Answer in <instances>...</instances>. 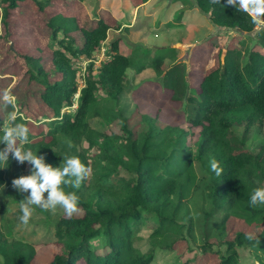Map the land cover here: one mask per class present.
Instances as JSON below:
<instances>
[{"label": "trees", "instance_id": "obj_1", "mask_svg": "<svg viewBox=\"0 0 264 264\" xmlns=\"http://www.w3.org/2000/svg\"><path fill=\"white\" fill-rule=\"evenodd\" d=\"M53 1L0 0V35L2 26L9 29L10 17L21 4L29 2L44 12ZM68 1L72 5L74 0ZM147 1L134 2L140 5ZM194 2L217 26L239 28L241 35L255 32V42L261 48L228 44L223 57L222 50L215 54L218 63L204 73L194 95L185 92L182 68L179 73L177 66L168 68L159 83L172 92L169 98L173 103H188L187 127L179 124L184 120L159 125L164 111L157 107L155 114L141 112L144 108L138 97L134 99V114L118 117L122 134H108L92 125L97 119L101 127H110L118 119L105 114L103 109L115 110L100 106L98 92L103 90L109 99L118 101L126 90L128 69L136 66L133 54L121 52L119 37L108 43L109 59L102 62L97 74H93V62L88 66L86 86L81 89L77 109L71 110L78 92L76 63L82 58L93 59L107 43L112 27L109 20L101 18L93 27H86L79 23L78 15L54 13L47 21L54 69H45L40 58L22 55L33 68H29L31 81L42 89L37 106L43 119L34 132L32 119L24 114L27 104H15L16 123L30 129L29 143L23 147L43 155L45 163L54 167L60 166L63 158L75 156L91 169L79 189L64 188L65 192H76L81 211L72 218H57L58 249L48 264H152L157 250H174L179 241L187 242L189 251H194L191 243L197 244L193 234L196 223H201L204 233L202 243L197 244L202 255L197 253L183 264H194L207 254H213L218 264H242L241 248L252 249L258 258L264 253V205L252 207L249 203L253 190L264 187V141L256 152L247 148L251 128L258 125L260 132L264 127V18L253 23L248 13L224 7L227 0L218 4L211 0ZM165 57L144 62L137 73L155 67ZM11 111L5 110V116L9 118ZM134 115H140L141 120L132 125ZM3 123L0 116V127ZM236 126H243L241 134L235 131ZM84 140L88 148L80 149ZM4 147L0 143V150ZM91 149L96 152L90 154ZM212 159L223 169L220 177L210 168ZM4 166L0 164V191L3 185H12V175L21 169L30 172L31 168L28 162L17 163L11 155L8 166ZM194 198L203 202L196 218L188 205ZM230 218L256 221L259 246L248 241L244 231L229 238L226 224ZM149 221L153 223L150 249L144 252L137 245V232ZM37 246L14 238L11 229L7 235L0 232L3 264H35Z\"/></svg>", "mask_w": 264, "mask_h": 264}, {"label": "rangeland", "instance_id": "obj_2", "mask_svg": "<svg viewBox=\"0 0 264 264\" xmlns=\"http://www.w3.org/2000/svg\"><path fill=\"white\" fill-rule=\"evenodd\" d=\"M72 2L73 4L69 5L68 0H54L52 2L53 5L46 8L44 12L35 10L32 5H30L31 3L25 2L13 11L12 16L10 17L11 24L9 29L6 30L3 26L1 27L0 94L7 90L10 93H13L12 97L16 105L22 104L25 106L27 104L24 114H28V117L32 119L30 122V128L34 132L39 130V127L36 124L40 122V120L43 121L41 118L42 115L39 113L37 106L41 102L40 95L42 89L36 82L31 81L29 73L31 65L22 59V55H30L40 58L45 69L49 71L54 69L55 58L53 52L48 47L51 41V30L47 27L48 17L52 16L54 13H65L74 16L78 15L79 23L86 27H93L95 22L101 18L109 20L112 28L116 27L114 22H118V20L124 22L131 21L130 16H132V12L127 5L129 0H74ZM161 2L166 5L162 10H159ZM154 9H157L156 12L153 11ZM148 11L151 12L152 17H147ZM148 11L145 14L141 11L138 15V19L136 16L137 20L133 22V25H129L132 27H124L121 34L115 35L116 32H113L112 29L111 35L113 38H109L114 39L116 36H121V52L128 56H132L133 54L132 57H134L136 67L144 62L152 60L154 63L159 60L158 57L162 58L166 55L171 60L170 66H177L178 71L175 70L177 73H179L182 68L186 81L185 92L193 95L197 94L198 82L203 77L204 73L211 69L207 68V66L211 64L209 59L211 48L208 47L209 42H206L208 38L216 37V33L219 32V27L213 23L210 24L207 14L202 12L195 5L194 0H153L152 5L148 6ZM128 12H130L131 15H129ZM203 19L208 21V24L210 25L203 24ZM161 21H163V23H160ZM232 34L234 39L232 41H227V43L232 44L233 46L243 48L251 47L256 49L261 48L255 42V32L249 33V35L244 33L242 35ZM224 39L226 40L225 37ZM211 41L212 43L219 42L218 39L214 38ZM242 41L245 42L244 45L242 44ZM108 43L109 41L105 43L103 47L107 49ZM123 44H126L125 47H123ZM149 44H155L154 46L157 47L156 52H159L157 55L151 54V49L148 50V47L146 46ZM178 44L190 46V50H187V48L184 47L187 51L179 53L176 48V45ZM194 46L198 47L193 48ZM133 49L134 51H132ZM214 57V64L216 62L218 63L217 55L214 54ZM95 60L98 61L97 58ZM101 62H98L97 65ZM89 63L83 65L84 61H82L80 65L82 67H87L86 74L88 73ZM93 64V74H97L101 65L97 67L95 62ZM32 69L33 68H31V70ZM194 70H199V72ZM83 72L82 68L78 69V85L82 80ZM152 72L155 74L154 70H152ZM153 74H146V78L141 79V81L135 84V72L131 69L128 70L125 79L126 90L120 96L118 101L109 99L106 96V93L103 90H100L98 92V95L102 98L100 106L102 108H108L109 110H115V112L112 113L103 109L105 114L117 118H126L134 114L137 103L132 98L131 92L132 90L141 87L144 91L150 92L148 95L143 94L141 96L142 101L139 100L144 110L155 114V108L161 107L164 111V115L161 116L160 121L157 122L159 125L176 123L177 121L184 120L183 122H179V124L187 127L186 115H188V103L186 101L180 104L173 103L169 96H167L166 99L165 95H163V89H161V86H155L162 80V76L157 73V77H153ZM147 81H150L148 82L149 84L141 85ZM183 83L184 82H182V84ZM168 93L171 94L172 92L169 91ZM29 110L32 114L29 113ZM71 110L75 111L74 109ZM0 116L3 117V127L7 126L8 117L7 115L5 116V110L2 105H0ZM119 118L116 119L117 121L115 120V123L110 127H101L97 123V119L92 120V125L98 129H103L102 131L108 134H111L112 132L122 134V131L120 130L121 121ZM140 120V115H134L132 125L139 123ZM258 129V125H254L248 132L247 148L252 152H256L258 148L257 145L264 141V127L260 132ZM242 130L243 126L235 127V131L238 134H241ZM82 148H88V143L85 140L81 143L80 149ZM95 152L96 149L90 150V154ZM29 174V170L21 169L19 173L12 175V177L17 178L21 175ZM9 194L12 196H9ZM20 194L21 193L14 189L12 185L5 184L1 188L0 232L7 235L8 230L11 229L14 238L38 245L34 263L48 264L51 261L53 254L58 249V245L55 244V222L59 216L65 215L64 210L58 207L54 212L45 211L33 206L32 217L29 223L24 225L19 220L20 215H22L20 211V200L24 199ZM24 194L26 196L28 193ZM46 195L47 193H45V196ZM188 205L191 214L196 218L195 212L202 209L203 202L200 198H194L188 202ZM152 229L153 223L149 221L146 224L144 223L137 232V237L139 238V240H137V245L144 252H147L150 249L149 237L152 233ZM259 229L260 227L256 221H245L237 218H230L226 224L229 238H233L234 233L237 231H244L247 233L259 231ZM193 234L196 239L195 243H202L204 233L201 229V223H196L195 233ZM94 244L99 245V242L95 241ZM197 244L194 245V243H191V246L195 249L194 251H189V246L185 241L177 242L175 249H172L173 251L157 250L156 257L152 264H183L186 260L194 258L197 253H201ZM217 247L218 246H216V248ZM239 257L242 264H264V253L258 258L250 248L239 249ZM0 264H3V259L1 257ZM81 264H84V262H81ZM194 264H218V259L213 254H207L205 257L202 256L197 258Z\"/></svg>", "mask_w": 264, "mask_h": 264}, {"label": "clouds", "instance_id": "obj_3", "mask_svg": "<svg viewBox=\"0 0 264 264\" xmlns=\"http://www.w3.org/2000/svg\"><path fill=\"white\" fill-rule=\"evenodd\" d=\"M212 4L220 3V0H211ZM224 7L232 6L238 12L248 13L256 23L259 18H264V0H227ZM0 105L4 110L9 108L8 123L5 127H0L3 132L0 143L5 147L0 150V164L8 166L9 156L17 163L28 162L31 165L29 175H21L12 180V187L19 193H28L24 199L20 200L19 220L27 225L33 214V206L45 211H55L58 207L64 210L67 218H72L79 214V197L76 192H65V187L79 189L82 183L91 175V169L87 167L78 157L71 156L63 158L60 166L54 167L45 163L43 155H37L31 149H25L23 145L29 143L30 129L24 123H16L17 114L15 103L11 93L7 90L0 94ZM72 145L69 144V147ZM210 168L217 177L223 173L219 162L215 159L210 161ZM45 193L47 195L45 196ZM249 203L252 207L264 205V187H257L253 190ZM248 241L259 246L258 234L255 232L245 233Z\"/></svg>", "mask_w": 264, "mask_h": 264}, {"label": "crops", "instance_id": "obj_4", "mask_svg": "<svg viewBox=\"0 0 264 264\" xmlns=\"http://www.w3.org/2000/svg\"><path fill=\"white\" fill-rule=\"evenodd\" d=\"M134 1H136V0H129V2H128V6H129V9H130V11L132 12V16H130V18H131V21H126V22H124V21H121V20H118V22H114V21H112V22H114V24L116 25V27L115 28H112L111 27V29H110V31H109V37H111V38H113L112 37V35H111V30L114 32H116V34L115 35H118V34H121L122 33V30H123V28L125 27V28H131L132 26H129V25H133V22L134 21H136L137 19H138V15H139V13L142 11L143 12V14H145L147 11H148V6H150V5H152V1L153 0H148L147 2H145V3H143V4H140V5H138V4H135V2ZM166 4L165 3H163V2H161V7H160V9L159 10H162L163 8H164V6H165ZM196 5V4H195ZM156 10L157 9H154L153 11L154 12H156ZM129 11V10H128ZM129 13V15H131V13L130 12H128ZM149 15H151V12H149L148 11V15H147V17H152V15L151 16H149ZM136 16H137V19H136ZM207 17H208V19H209V15H207ZM117 18V17H116ZM113 19L115 20V18L113 17ZM107 20V19H106ZM204 20V23L203 24H208V21H205V19H203ZM108 21V20H107ZM209 21H210V19H209ZM160 23H163V21H161ZM212 22L210 21V24H211ZM202 24V25H203ZM210 24H208V25H210ZM200 25V24H199ZM215 25V24H214ZM219 28H218V33H216V37H213L214 39H218V41L219 42H217V43H212V39L213 38H208V40H207V42L206 43H208L209 42V45H208V47L209 48H211L210 50H211V52H210V61H211V64L209 65V66H207V68L209 69V68H213L215 65H216V63L214 64V54H216L217 52H219L220 50H222V57H223V55L226 53V46L229 44V43H227V41H232L233 39H234V37H233V34L232 33H234L235 35L237 34H239L238 33V31H235L234 29L233 30H229V31H227L228 29H226V28H224V27H220V26H218ZM160 31H161V29H160ZM230 31H232V32H230ZM244 34H246V33H244ZM239 35H241V34H239ZM114 36V35H113ZM108 37V40H107V42L109 41H111L112 39L111 38H109ZM119 38H121V36H118ZM224 37L226 38V40L224 39ZM116 38H117V36H116ZM121 41H122V38H121ZM128 43V42H127ZM126 43V44H127ZM126 44H123V47H125V45ZM155 45V44H154ZM154 45H151V44H149V45H147L146 47H148V50L149 49H151V54H158L159 52H156L157 50V47L156 46H154ZM121 47H122V45H121ZM187 48V50L189 49L190 50V46H185V45H183V44H178V45H176V48H177V50L179 51V53H184V52H186L187 50H185V48ZM196 47H198V46H196ZM195 46L193 47V48H196ZM136 49V48H135ZM132 51H134V49L132 50ZM161 52V51H160ZM187 61H188V59H187ZM170 62H171V60H170V58L169 57H165V59L163 60V62L162 63H158L157 62V64H156V66L155 67H147V68H145L144 70H142L140 73H137V68L138 67H136V66H133L132 68H129L128 70H133L134 72H135V77H136V81H135V84L136 83H138L139 81H141V79H143V78H146L145 77V75L146 74H150V73H154V72H152V70H154L155 71V74H153V77H157V73H159V71H162L163 73H162V77L165 75V73L167 72V70H168V68H169V66L171 65L170 64ZM188 63H189V61H188ZM192 71V70H191ZM190 71V72H191ZM194 71H198L199 72V70H194ZM128 72V71H127ZM203 73V72H202ZM126 77H127V74H126ZM153 77H150V78H153ZM150 78H147V79H150ZM154 80H156V79H154ZM148 82H150V81H147V82H145V83H143V84H141V85H144V84H149ZM134 84V85H135ZM157 85H159V83H157L155 86H157ZM159 86H161V84L159 85ZM161 89H163V95H165V97H167V96H171V94H169L166 90H164V88H162V86H161ZM150 92L149 91H144L141 87H138V88H136V89H134V90H132V92H131V95H132V98L133 99H136L137 97L138 98H140V101H142V95L143 94H145V95H148ZM162 93V92H161ZM174 103H176V102H174ZM176 104H180V103H176ZM142 112H144V113H151V112H149V111H145L144 109H143V111ZM163 116V115H162ZM161 118V117H160Z\"/></svg>", "mask_w": 264, "mask_h": 264}, {"label": "built area", "instance_id": "obj_5", "mask_svg": "<svg viewBox=\"0 0 264 264\" xmlns=\"http://www.w3.org/2000/svg\"><path fill=\"white\" fill-rule=\"evenodd\" d=\"M104 46V44L102 45V47H101V49H100V51L99 52H97L96 54H95V56L93 57V59H89V60H87V59H80L77 63H76V66H77V69H80V68H82L83 69V74H82V80L79 82L80 84L78 85V92L75 94V97H74V103H73V105H72V107H71V109H74V110H76L77 109V106H78V99H79V97H80V92H81V89L82 88H84L85 86H86V75L88 74H86V68L87 67H85V66H80L81 65V62L82 61H84V64L83 65H86L87 63H91V62H95L96 63V66L97 67H99L101 64H102V62L101 61H105V60H107V59H109V56H108V54H107V52H108V50L105 48V47H103ZM98 59V61L97 60H95V59ZM105 59V60H104ZM98 62H101L99 65H97V63ZM89 63V64H90ZM89 66V65H88ZM78 75V74H77ZM86 76V77H85Z\"/></svg>", "mask_w": 264, "mask_h": 264}, {"label": "water", "instance_id": "obj_6", "mask_svg": "<svg viewBox=\"0 0 264 264\" xmlns=\"http://www.w3.org/2000/svg\"><path fill=\"white\" fill-rule=\"evenodd\" d=\"M234 30L235 31H241V32H243L241 29H239V28H234Z\"/></svg>", "mask_w": 264, "mask_h": 264}]
</instances>
